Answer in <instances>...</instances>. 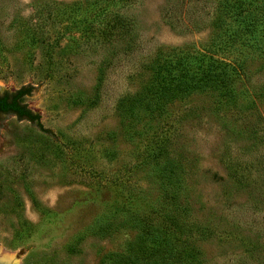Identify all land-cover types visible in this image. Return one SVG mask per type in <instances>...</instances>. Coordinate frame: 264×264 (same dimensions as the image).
Here are the masks:
<instances>
[{
  "label": "rangeland",
  "instance_id": "rangeland-1",
  "mask_svg": "<svg viewBox=\"0 0 264 264\" xmlns=\"http://www.w3.org/2000/svg\"><path fill=\"white\" fill-rule=\"evenodd\" d=\"M227 1L0 0V94L40 116H0L18 264H264V0L260 35Z\"/></svg>",
  "mask_w": 264,
  "mask_h": 264
},
{
  "label": "trees",
  "instance_id": "trees-1",
  "mask_svg": "<svg viewBox=\"0 0 264 264\" xmlns=\"http://www.w3.org/2000/svg\"><path fill=\"white\" fill-rule=\"evenodd\" d=\"M233 5V7H232ZM254 2H250L248 0H228L226 2V8L227 10H230L231 7L233 8L232 10V16L233 17L230 18L229 21L234 22V20H240L238 15H234V13L238 12L239 9L244 7V14L242 16L243 21H241L242 23H239V27L243 28L244 31L246 32V34L249 35H253L255 33L259 34L263 32L262 29V23H264V21L262 23L259 24L260 28L259 29H255V25L251 24L249 25L248 22L246 21V19L248 17H252V14L254 13V8H257V6H253ZM252 6V7H251ZM229 28V24H227V27L225 28L226 30H228ZM237 27L234 28V30ZM234 36H238V34H234ZM264 36V33L262 34V37ZM258 40V39H255ZM29 88L28 87H22L21 89L14 91V92H7L3 97H0V109L7 113V114H15L19 119H27L31 122H37L39 121V115L33 113L27 106V104L22 103V97L26 94L29 93ZM41 126V124H39ZM42 127V126H41ZM152 228V227H151ZM155 233V232H154ZM175 231H168V229L163 228L160 231H156L155 233V237H156V242L160 243L161 241H169L171 238H176L174 237ZM168 244V243H165ZM182 253V250H179L178 253H176L175 255L171 256L172 258H178L179 255ZM172 262V260H171ZM170 261H166L163 264H170Z\"/></svg>",
  "mask_w": 264,
  "mask_h": 264
},
{
  "label": "bare ground",
  "instance_id": "bare-ground-1",
  "mask_svg": "<svg viewBox=\"0 0 264 264\" xmlns=\"http://www.w3.org/2000/svg\"><path fill=\"white\" fill-rule=\"evenodd\" d=\"M13 252L7 251L0 246V264H18V260Z\"/></svg>",
  "mask_w": 264,
  "mask_h": 264
},
{
  "label": "flooded vegetation",
  "instance_id": "flooded-vegetation-1",
  "mask_svg": "<svg viewBox=\"0 0 264 264\" xmlns=\"http://www.w3.org/2000/svg\"><path fill=\"white\" fill-rule=\"evenodd\" d=\"M6 93H3V94H0V97H3ZM3 114H6L5 112H3L1 109H0V116L3 115Z\"/></svg>",
  "mask_w": 264,
  "mask_h": 264
}]
</instances>
